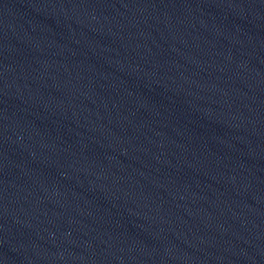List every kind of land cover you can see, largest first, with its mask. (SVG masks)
I'll return each instance as SVG.
<instances>
[{
	"label": "water",
	"instance_id": "water-1",
	"mask_svg": "<svg viewBox=\"0 0 264 264\" xmlns=\"http://www.w3.org/2000/svg\"><path fill=\"white\" fill-rule=\"evenodd\" d=\"M0 264H264V0H0Z\"/></svg>",
	"mask_w": 264,
	"mask_h": 264
}]
</instances>
